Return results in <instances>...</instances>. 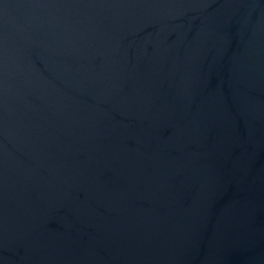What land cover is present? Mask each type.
<instances>
[{
	"label": "water",
	"instance_id": "1",
	"mask_svg": "<svg viewBox=\"0 0 264 264\" xmlns=\"http://www.w3.org/2000/svg\"><path fill=\"white\" fill-rule=\"evenodd\" d=\"M0 264H264V0H0Z\"/></svg>",
	"mask_w": 264,
	"mask_h": 264
}]
</instances>
